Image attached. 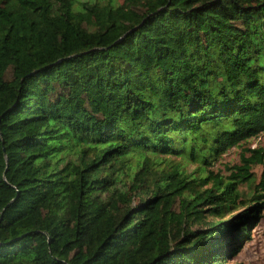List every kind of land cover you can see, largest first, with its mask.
<instances>
[{
    "label": "trees",
    "instance_id": "obj_1",
    "mask_svg": "<svg viewBox=\"0 0 264 264\" xmlns=\"http://www.w3.org/2000/svg\"><path fill=\"white\" fill-rule=\"evenodd\" d=\"M263 134L264 0H0V264H231Z\"/></svg>",
    "mask_w": 264,
    "mask_h": 264
},
{
    "label": "rangeland",
    "instance_id": "obj_2",
    "mask_svg": "<svg viewBox=\"0 0 264 264\" xmlns=\"http://www.w3.org/2000/svg\"><path fill=\"white\" fill-rule=\"evenodd\" d=\"M250 146L251 148L264 147V134L252 140ZM241 152V148L232 149L215 162L211 170H213L215 174L229 177L233 172V167L241 165ZM253 173L256 178V184H259L261 181L262 168H254ZM241 189L246 192L249 191L247 186H243ZM235 210L237 213V208L232 210V212ZM238 215L240 214L238 213ZM250 234V240L243 246L242 252L231 261V264H264V218L251 230Z\"/></svg>",
    "mask_w": 264,
    "mask_h": 264
}]
</instances>
